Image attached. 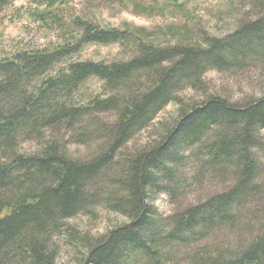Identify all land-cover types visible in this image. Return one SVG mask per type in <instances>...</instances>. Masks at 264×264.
<instances>
[{
    "label": "trees",
    "instance_id": "obj_1",
    "mask_svg": "<svg viewBox=\"0 0 264 264\" xmlns=\"http://www.w3.org/2000/svg\"><path fill=\"white\" fill-rule=\"evenodd\" d=\"M13 1L0 0V13ZM66 1L43 0L45 8L29 14L42 19ZM81 25L73 44L22 50L0 59V264H56L53 232L94 203L127 220L98 237L81 238L85 252L76 264H173L171 250H162L169 241L188 242L218 225L238 228L245 199L260 197L264 186L258 177L264 96L238 103L207 94L185 105L179 93L203 89L209 69L241 68L247 61L263 59L264 14L221 38L206 36L202 43L187 40L168 46H153L137 39L138 34L131 37L128 27ZM91 43H117L131 47L132 53L119 61L62 64ZM57 65L61 67L51 74ZM142 74L146 82L139 81ZM91 77L101 81L105 96L81 106L67 104L66 98ZM170 103L178 104L172 120L119 162V152ZM91 111H112L115 116L96 130L104 138L102 146L91 158L80 160L67 152L55 132L74 129ZM47 133L50 137L43 138ZM21 141L39 146L24 153L18 149ZM185 159L195 164L199 179L209 173L214 182H233L164 218L153 200L161 193L174 198L187 184L182 173ZM92 179L113 188L100 195L93 191ZM187 264H264V232L245 247L238 241L235 250L212 253L199 248Z\"/></svg>",
    "mask_w": 264,
    "mask_h": 264
},
{
    "label": "rangeland",
    "instance_id": "obj_2",
    "mask_svg": "<svg viewBox=\"0 0 264 264\" xmlns=\"http://www.w3.org/2000/svg\"><path fill=\"white\" fill-rule=\"evenodd\" d=\"M44 8L43 0H15L2 10L0 59L22 50H47L60 44H73L82 32V23H89L100 29L124 30L128 27L131 37L138 34L137 39L150 42L153 46H168L187 40L202 43L206 36L221 38L236 29L239 24L252 21L264 14V0H67L63 4L58 3L56 8H50L42 19L31 17L29 14ZM130 48L117 43L85 44L79 51L67 56L62 64L75 61L106 63L125 60L132 53ZM60 67L57 65L50 73ZM141 77L139 81L146 82L145 75L142 74ZM202 81L203 89L194 91L185 88L179 93V99L183 104L199 102L207 94H217L230 102L238 103L262 97L264 58L247 61L241 68L209 69L203 75ZM124 91L126 88L121 93ZM104 93L101 81L91 77L66 98L65 102L81 106L93 98H103ZM177 106L178 104L170 103L146 129L136 133L117 155L119 162L156 137L161 132L163 124L170 122L175 116ZM114 116L115 113L112 111H91L90 114L79 118L74 129L66 131L62 129L60 133L55 132V136L61 145H66L69 154L77 159L87 160L104 142L102 134L96 133L97 128L101 124L110 123ZM211 135L213 133L203 138L206 141L211 139ZM49 137L50 133H47L43 138ZM75 138L79 141H75ZM43 141L44 139L41 140ZM38 146L39 142L36 141H21L18 149L24 153H32ZM259 156L262 168L258 177H261L264 184V150ZM182 173L187 184L179 189L174 198L161 193L153 200L158 214L164 218L174 216L190 205L213 197L216 191L233 182L231 178L225 179L224 184L214 182L210 179L209 173L199 179L196 176L197 167L188 159L183 160ZM90 182L95 185L93 191L100 195L113 188L111 184L101 179H92ZM260 192V197H255H258L257 199L249 197L245 199V207L243 206L241 214L238 215V228L233 225L231 228L218 225L205 236L191 237L188 242L169 241L162 250H171L173 264H187L199 248H207L208 251L215 253L224 249L235 250L240 240L244 247L250 245L255 235L264 232V186ZM126 220L121 213L101 204L90 205L85 212L69 218L64 228L53 232L52 241L57 251L55 263L76 264L85 252L81 238L98 237ZM246 226H249V231L239 229ZM67 230L72 231L73 236H69Z\"/></svg>",
    "mask_w": 264,
    "mask_h": 264
}]
</instances>
